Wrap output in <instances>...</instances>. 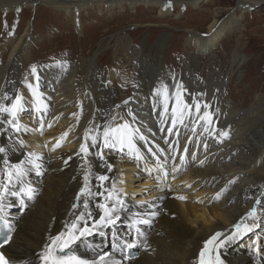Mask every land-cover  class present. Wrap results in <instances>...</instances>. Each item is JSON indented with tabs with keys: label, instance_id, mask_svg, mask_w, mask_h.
I'll use <instances>...</instances> for the list:
<instances>
[{
	"label": "bare ground",
	"instance_id": "6f19581e",
	"mask_svg": "<svg viewBox=\"0 0 264 264\" xmlns=\"http://www.w3.org/2000/svg\"><path fill=\"white\" fill-rule=\"evenodd\" d=\"M228 1L234 3L224 10L211 7L217 3L216 0H0L1 10H18L28 6L39 11L38 3H44L55 11L75 14L64 19L65 26L44 34L39 32V35H30L33 23L21 33L17 25L13 31L7 32L9 35L6 33V39L0 43V106L10 107L17 95L23 97L24 106L18 112L23 117H19L22 127L17 133L10 129V125L16 122L12 121L11 115L0 113V147L6 150L0 153V177L7 159L21 164L26 171L19 180L13 181L11 187L20 184L26 186L25 191L27 188L32 190L34 184L39 187L36 193L32 191L29 195L26 192L27 201L14 211L15 216L7 220L13 225L9 231L11 241L7 251L12 255L14 264H43L41 255L45 245L50 243V237L66 231V225L81 213L87 221L100 214L96 205L104 200L97 195L82 196L80 206H73L74 195L82 183L80 174L85 171H89V187L93 193L103 191L96 179L99 175L109 177L104 187L113 190L114 185L118 195L116 188L135 193L137 187L133 186V180L142 172L135 175L133 167L138 164L144 168V157L130 151L127 146L123 151L104 148L102 142L104 128L110 124L121 125L125 121L138 130L133 136L135 150L139 148L137 141L143 137L144 145L160 153V162L168 163L170 158L173 163L167 176L161 175V171L155 181L146 176L148 180L145 184L158 185L151 196H145L147 202L127 200L125 203L129 209L127 217L142 212V217L157 214L158 220L149 229L145 228V231H151L150 234L137 240L136 231L133 232L130 226L124 228L122 219L114 217L115 223L104 228L116 229V233L121 228L124 233L118 235L119 242L114 237H98L90 244L81 241L74 252L93 259L96 252L108 244L113 254L122 259L121 264H195L201 242L213 232L223 230L224 235H230L236 242L224 247L226 264H255L250 258L248 244H242L258 235L263 222L259 219L260 224L256 228L247 223L237 232L229 227L239 222L237 218L253 206L258 197L261 204L257 208L264 219V83L250 82L252 79L247 69L258 59L256 56L248 59L243 55L248 52V48H243L244 36L250 32L243 23L244 19L250 9L264 5V0ZM136 3H142L150 12L157 11L163 18L172 14L176 6L187 7L186 11H189L191 7L208 4L198 11L205 15L206 30L201 27L204 22L200 24L202 29L199 26L187 28L181 50L184 60L177 62L171 61L168 55L180 40L174 38L175 34L168 26L157 38L147 37L143 42H139L134 33L128 32L133 37L128 39L118 31L109 42L107 39L99 41L98 37H92L87 43L81 42V51L72 50L65 55L55 52L44 59L35 56L37 47L53 44L56 35H66L64 30L70 27L68 24L75 27L74 31H83L85 17L77 19L81 8L91 10L87 12V18L104 12L100 17L104 22L126 15ZM224 13H228L226 17ZM158 20L159 23H170V20ZM171 21H174L169 24L172 26L179 22ZM95 23L98 24L94 22L85 31H90ZM110 29L103 30L102 35L108 34ZM149 31L152 33L155 30L152 28ZM91 32L94 34V31ZM86 35L84 33L80 39ZM228 35L234 39L229 51L224 47ZM168 36L172 38L168 40ZM107 53L109 56L103 60L109 65L99 60ZM33 66L36 74L32 72ZM163 68L167 71L176 69L178 77L169 72L165 75ZM37 83L39 99L28 87L29 84L35 87ZM118 85L127 88L122 91L123 97L118 96ZM179 85H183L180 91L191 111L185 113L183 123L177 122L173 127L172 109L176 106ZM165 87L169 97L167 113L162 95ZM241 88L245 92H232ZM157 90L161 94L158 95ZM197 103L201 106L199 113L195 108ZM205 112L210 113V123L201 119ZM37 123L43 126L40 132L35 126ZM64 133L68 135L61 141V146L53 150ZM86 133L96 135L98 144L93 146L89 139V152L84 159L79 148L85 142ZM15 136L18 138L15 139ZM20 140L24 141L23 147ZM189 147L192 148V155H197L195 158L185 157ZM100 150L103 159L98 155ZM125 152H130L133 160L124 162L119 159ZM33 161H41L45 167V172L37 176L36 181ZM105 163L112 166L111 170ZM157 167L164 168L162 163H158ZM174 168L178 171H173ZM155 169L149 167L145 171L156 175ZM167 177L170 181L163 183ZM257 186L259 188L254 191ZM190 192L193 193L189 202L181 203L187 199L178 197H187ZM223 193L225 196L216 204H209L216 195L219 197ZM9 195L8 192L0 204L6 202ZM139 199L141 197L133 198L134 201ZM85 201L88 202L87 209L84 208ZM88 212H91V217H88ZM109 234L105 230L102 233L103 236ZM256 244L254 241L252 249ZM128 250L135 255L132 262H125Z\"/></svg>",
	"mask_w": 264,
	"mask_h": 264
},
{
	"label": "rangeland",
	"instance_id": "374dc122",
	"mask_svg": "<svg viewBox=\"0 0 264 264\" xmlns=\"http://www.w3.org/2000/svg\"><path fill=\"white\" fill-rule=\"evenodd\" d=\"M216 1H217V3L214 6L213 5L211 6L212 8L221 7V8H224V10H225V8H228V6H230L231 4L234 3V1L226 2V0H216ZM37 6L39 7V11H35L36 7H34V9H32L28 6L22 7L21 9H18L19 11L14 10L12 8L7 9V10H1L0 9V43L2 41H4V39H6L7 35H9L7 32L8 31L10 32L11 29L14 30L15 26H17V25L20 26L19 32L21 33L24 28L28 27L29 25H31L33 23L34 29H33V25H31V34L30 35H34L35 33L39 35V32H42L41 34H44L46 32H51L52 29L57 30L56 27L65 26L64 25V19H67V17L70 18V17L75 16V14L73 12L64 13L61 11H59V12L55 11V9L53 7L48 6L44 3H38ZM206 6H208V4L207 5L206 4L205 5H197L195 7H191L192 9L189 11H186L187 7L182 8V7L176 6V9L172 12V14H169V16L163 18V16L159 15L157 11L150 12L148 9H146L147 7H145L142 3H136L135 7H133L134 9H130L129 11H127L126 15H123L119 18H118V16L113 17L112 19H109V20L104 21V22H102L103 19H100V17H103L104 12L98 13V16H89V18H87L86 17V15H88L87 12H91V10L88 7H83L78 11L79 12L78 16L80 18L79 17L77 18V19L81 20L82 16L85 17V19L83 20V31L82 32L74 31L75 27L68 24L67 26H70V27H65V29L67 28V30H64L66 35L65 34H62L59 36L56 35L57 38L53 42V44L40 45L39 47H37V49L35 51V56L36 55L41 56V58L44 59L47 57L49 58L51 56V54H54L55 52H59L61 55H65V53H68V52L70 53V51H72V50L81 51L82 43L90 42L92 37H93V39L95 37L100 38L99 41L107 39V41L109 42L113 39V37L115 36V34L118 31H120L122 34L127 36L128 39H133L132 35L128 34V32L134 33L135 37H138L139 42H143L144 40H146L147 37H150L153 39L157 38L161 34L163 29L168 26V27H170V29H172V32L175 34L174 38L177 37L180 40V43H178L177 47L174 50L170 47L171 49L169 50L170 52L168 55L169 59L171 61H174V62H177L178 60L181 61V60H184V57H183L184 53L181 50H182V44H184V41L186 39L185 36L187 33V28L189 26H197V27L201 26L200 24H202L206 18H205L204 14H201L198 11L201 10V8L202 9L205 8ZM136 7H137V9H136ZM248 13L249 14L245 17V19H244L245 21L243 22L244 25L247 26L246 28L250 31L247 33L246 36H244L245 46L243 48H245V47H246V49L248 48V52L243 54V55L248 59L251 58L252 56L257 57L258 61L257 62L254 61L249 65V67L247 69V73H249V75L251 76V78H250V79H252V80H250L251 83L254 80H256L258 84H261V83H264V5L259 6L253 10L250 9V11ZM227 14L228 13H224V16L226 17ZM3 19H4V22H3ZM158 19L170 20V23L174 22L171 20H177L179 22L177 24H173V26H174L173 27L172 25H169L170 24L169 21H163V22L159 23L160 21ZM94 22L98 23V24L95 23L96 25L90 30V31H94V34H93V32L90 33V31H85V29L88 27H91V25ZM143 24H146V25H143ZM11 27H13L14 29ZM108 27L111 28L109 33L106 35H102V31L107 29ZM201 27H203V29ZM201 27L200 28L202 30H206L205 27H207V24L205 23ZM152 28H154L155 31H153L151 33L149 31V29H152ZM58 31H59V29H58ZM6 33H7V35H6ZM84 33H87V35L83 39H80ZM201 33H205V31H201ZM86 37H87V40H85ZM228 37L229 38H227V40L224 43V47L227 49V51H229L231 49V47L233 46V43H234L233 37L230 35H228ZM171 38H172V36H168L167 39L170 40ZM28 40H30V37L28 38ZM111 48H112L111 49L112 50L111 55L113 56V46ZM108 54L109 53H107V55H105V56H104V54L101 55L99 60H102L103 64L109 63L108 61L103 60L109 56ZM191 54H193V53L191 52ZM188 55H190V53ZM0 58H2L1 55H0ZM108 67H110V66H108ZM164 69L165 68H163V70ZM168 72L171 75H174L177 77L179 75L178 71L174 68H171L169 71H167L166 69L164 70L165 75ZM117 88L119 90L118 96L123 97L122 91L126 90L127 88H121L119 85L117 86ZM223 88H224V86H223ZM232 92L238 93V92H245V91L243 88H241L239 91L237 89H235ZM27 112L29 113L30 111L28 110ZM35 126H36L38 132H40L42 127L39 126L38 123L35 124ZM150 135H152V134H150ZM137 142L139 144V148H138V150H133V152L138 153L144 157L145 167L143 168V167L139 166L138 164L136 167H133V170L135 169V171H134L135 175H136V172H139V171H140L139 173L142 172L141 176H139L140 174L139 175L137 174L136 178L133 180V186L137 187L136 189H134V191H135L134 194H131L128 191L125 192V188H122V189L116 188L118 193H119V196H121L120 199L123 201V206L122 207L118 206V211L114 214V217L115 218L118 217V218H116L118 220L122 219L121 224L124 226V228H128V226L132 227L130 229H132L133 232L136 231V234L134 233V235H136V239L138 240V239H143L146 235L151 233V231H145V230L149 229V227L158 220V215L157 214H146V216L142 217V212H139L137 214V216H134V214H132V215H129L130 217H127L129 209L127 207H125V203L127 202V200H130L131 202H138V203L147 202V200H146L147 197H145V196L146 195L151 196L153 190L158 188L157 187L158 185L145 184L144 183L145 180H148V179H145L146 176H148L147 178H151V181H155V179L158 177L160 171H161V175L167 176L168 170L171 169L172 166L165 161L160 162L159 161V160H161L159 157L160 153L154 152L153 150L149 149L148 145H144V143H142L141 138ZM125 148H127V147L125 146ZM191 151H192V148H189L187 151V157L189 159L195 158L197 156L196 154L192 155ZM129 154H130V152L128 154L125 152L124 154L120 155L121 157L119 156V159L123 160L124 162H130L131 160H133V158H132V155H129ZM123 158H126V159L124 160ZM158 163L163 164V167L165 168V169L164 168L163 169L165 171H163V169L161 170V168L157 167ZM32 165H33V173L36 174V176H35V181H36V177L41 176L45 172V167H44V165H42L41 161L35 162ZM36 165H39V168H37ZM149 167L150 168H156L155 169L156 175L150 174V172L145 171V169H149ZM165 173H167V175H165ZM29 178H30V180L33 181V179H31L30 175H29ZM169 181H170V177L163 179V183H168ZM136 183H141L142 185L137 186ZM257 188H259V187L257 186L254 189V191ZM38 189H39V187L37 184H34L32 186V191L34 193H36L38 191ZM7 192H11V194L9 195L10 198L2 206L1 212L6 214L7 218L10 219L11 216H15L14 211L20 209L23 202L27 201V197L25 196V191H24V188L22 185H17L15 187L8 188ZM7 192H5L4 195ZM183 192H185V191H183ZM191 193H193V192H190L187 195V200L181 201V203H184V204L188 203L189 202L188 200L190 199ZM19 196L21 197V199H19ZM216 196L217 197H215L214 200H212L209 203L210 205L216 204V202H218L221 197L225 196V193L219 195V197H218V195H216ZM140 197H141V199H139L137 201L133 200V198H140ZM251 197H252V195H251ZM263 207H264V205H263ZM122 209H123V212H122ZM262 224H263V226L261 227V229H259L258 235H256L255 238L251 237L250 240L245 241L242 244V245H244L245 243L248 244V248L250 250L249 251L250 258L253 262H255V264H264V220H263ZM104 227H105V225H103V226L98 225L97 228L95 229V231H99L98 234L90 236V237H85V236L80 237L78 240H75L73 242V245H75V243L78 241L79 242L85 241V243L90 244V242L92 240H94L95 237H99V236L104 237L105 239L110 238V237H114L119 242L118 235H122L124 233L123 230L120 228L121 231L119 233H116V229H112L113 230L112 231L111 229L104 228ZM104 230L109 232L110 234L107 236H103L102 233ZM255 239H256L258 245L252 249V245H254ZM114 258L117 259V260H115L116 261L115 264H119L120 261L122 260L121 258L117 257L116 255H114ZM128 261L129 260H126L125 262H128Z\"/></svg>",
	"mask_w": 264,
	"mask_h": 264
},
{
	"label": "snow or ice",
	"instance_id": "6c2138e0",
	"mask_svg": "<svg viewBox=\"0 0 264 264\" xmlns=\"http://www.w3.org/2000/svg\"><path fill=\"white\" fill-rule=\"evenodd\" d=\"M36 68L33 66L32 72L36 74ZM37 82L39 81V76H36ZM29 89L32 90V94L39 99L40 93L38 92V83L34 87L32 84L28 85ZM183 88V85H179L176 96H175V107L172 109L173 112V127H175L176 123H183V118L186 112L191 111V107L184 102L182 93L180 89ZM157 94H161L160 90H157ZM163 98H164V111L167 113L168 111V92L167 88L165 87L163 90ZM23 97L17 95L15 97L14 102L11 104L10 107L0 106V113H8L12 117V121L16 120L18 112L23 110ZM200 104L197 103L195 108L199 113ZM207 107V105H205ZM39 107L37 111H39ZM131 115V113H129ZM201 119L211 122L210 113L205 112ZM11 123V121H10ZM12 126L15 128L17 132L20 131V127L16 123H12ZM43 127V126H41ZM51 127V125H49ZM207 130V129H206ZM138 131L137 129H133L131 125L125 121L121 125L112 126L111 124L104 128L102 133V142L104 148H111V149H118L120 151L124 150V147L127 146L129 150H135V145L133 143V136L134 133ZM68 135V133H64L63 136L60 138V141L53 147L55 150L56 147L61 146V141ZM226 135V133H225ZM91 140L93 146L98 144V137L96 135L89 136L88 133L85 134L84 143L81 144L79 148V153L85 154V156L89 152L88 141ZM143 139V137H141ZM21 147L24 146V141H19ZM6 150L3 147H0V153H4ZM78 153V154H79ZM31 155V154H29ZM98 155L101 159H103V152H99ZM142 158V157H141ZM34 162V161H33ZM67 163V161L65 162ZM4 175L7 180V184H11L14 179L19 180L24 175V169L21 164H11L7 159L4 160ZM105 166L111 170V165L105 163ZM39 168V165H36ZM173 171H178V169H173ZM167 175V173H165ZM97 180L100 181L99 187L103 189V191H98L93 193L91 188L89 187V173L85 172L84 174V184L81 187L80 194L78 196H93L97 195L103 198V203H98L96 207L102 212V215L99 216L98 220L94 221L93 227L89 228L87 224V220L85 219V215L81 213L76 217L75 220L69 225H66V231L60 232L58 235L54 237H50V243L46 244L44 247V251L41 255V260L43 264H110L108 257L111 254H105L99 256L98 259H86L83 256L77 255L74 251H65L66 249H70V245L75 241L78 240L80 237L90 234L97 225L103 226L108 224L115 223L114 214L118 211V206H123V201L120 199L119 195L113 190H109L104 187V182L108 181L109 177L107 175H99L96 177ZM175 179V177H173ZM7 184L3 181H0V190L3 192L8 191ZM190 186V185H189ZM26 192L30 195L32 190L31 188H27ZM2 195H0V199H2ZM178 199H186L184 196L178 197ZM84 208H88V202H84ZM88 217H91V212L87 213ZM250 216L255 215V209L249 213ZM118 218V217H116ZM81 222H83V226L81 227ZM237 231L240 230L241 225L235 226ZM250 230V229H249ZM223 236V233L217 232L215 233L208 241L205 243L204 249L200 252L199 255V264H223V261L220 259L219 256V248L223 246V241L220 243H216L219 238ZM11 239L10 236L5 238V243H7ZM231 239V237H229ZM209 246H212L211 248ZM3 247V244H0V248ZM215 254V255H213ZM0 264H9L8 259L5 257L4 253L0 251Z\"/></svg>",
	"mask_w": 264,
	"mask_h": 264
}]
</instances>
